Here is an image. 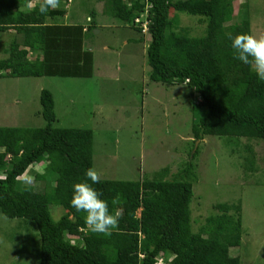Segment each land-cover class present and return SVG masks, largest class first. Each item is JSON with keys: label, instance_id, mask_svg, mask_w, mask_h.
<instances>
[{"label": "trees", "instance_id": "1", "mask_svg": "<svg viewBox=\"0 0 264 264\" xmlns=\"http://www.w3.org/2000/svg\"><path fill=\"white\" fill-rule=\"evenodd\" d=\"M37 0H0V33L14 31L19 38L0 59V74L14 77L59 76L89 78L94 74V55L85 36L96 26L58 24L65 17L61 6L38 12ZM66 3L70 0H64ZM126 27L150 37L147 47L148 78L165 86L187 85L193 90V147L207 136L226 138L244 156V174L258 172L253 141L264 142V81L250 66L234 59L228 33H251L249 0L235 16L238 0H97ZM172 11L201 18L205 32L193 37L173 25ZM147 15L143 19V14ZM228 17L232 21L228 22ZM146 24V25H145ZM131 41V40H130ZM137 42H145L144 37ZM33 50L34 59H29ZM194 97L199 99L196 103ZM40 128L0 126V214L8 219L29 221L40 238L39 264H242L230 250L242 244V207L216 204L199 232H194L191 203L192 173L187 163L175 179L111 181L100 179L92 186L114 211L111 200L119 194L123 216L111 233L90 232L85 213L70 205L72 185L85 179L94 167V132L60 128L53 94L43 90ZM240 152V153H241ZM199 149L192 153V159ZM42 165L35 181L38 191L22 179L33 166ZM169 168L159 175H165ZM90 182V181H89ZM64 214L55 221L52 207ZM140 214L138 215V213Z\"/></svg>", "mask_w": 264, "mask_h": 264}, {"label": "rangeland", "instance_id": "2", "mask_svg": "<svg viewBox=\"0 0 264 264\" xmlns=\"http://www.w3.org/2000/svg\"><path fill=\"white\" fill-rule=\"evenodd\" d=\"M248 4L251 33L264 34V0H249ZM245 5L246 0L234 2L235 16ZM61 6L67 14L57 19L58 24L88 25L89 16L96 14V26L85 36V45L94 55L93 76L14 77L1 73L0 126L44 127L40 97L48 90L55 102L56 126L94 132V168L101 179L128 182L164 176L173 180L187 163L193 164L194 232H199L214 205L241 203L242 244L230 254L239 257L242 264H264V142L253 141L260 170L249 174L241 167L248 156L240 151L246 141L238 147L239 153H232L234 147L226 138L214 136L193 147V90L187 85L168 87L150 81L146 54L149 34L121 24L97 0H60ZM171 15L176 28L189 30L193 37L204 34L206 25L201 18L174 11ZM146 17L143 14L142 18ZM142 37L145 42H137ZM18 38L14 31L0 33V59ZM29 52V59H34L33 50ZM197 149L199 155L192 159L191 151ZM167 168V174H158ZM36 172H42V165L33 166L22 180L28 183L34 178L31 184L42 192L46 184L35 181ZM51 210L55 221L64 214L61 207ZM36 234L29 221L0 214V264H39L40 238ZM158 264L167 263L160 260Z\"/></svg>", "mask_w": 264, "mask_h": 264}, {"label": "clouds", "instance_id": "3", "mask_svg": "<svg viewBox=\"0 0 264 264\" xmlns=\"http://www.w3.org/2000/svg\"><path fill=\"white\" fill-rule=\"evenodd\" d=\"M60 6V0H41L38 6L40 15H46L49 9ZM143 33H148L145 28ZM234 49V59L251 67L259 80L264 81V34L232 33L226 34ZM85 179L74 182L70 205L77 212L85 213V224L90 232L105 234L118 229L123 212L118 206L121 204L117 194L111 200L114 211H110L109 204L101 199L102 193L92 185L100 182V174L94 167L85 171ZM90 181V182H89ZM34 182V178L27 181Z\"/></svg>", "mask_w": 264, "mask_h": 264}, {"label": "crops", "instance_id": "4", "mask_svg": "<svg viewBox=\"0 0 264 264\" xmlns=\"http://www.w3.org/2000/svg\"><path fill=\"white\" fill-rule=\"evenodd\" d=\"M35 2V1H34ZM34 2L30 5V6H32V5H36V4H34Z\"/></svg>", "mask_w": 264, "mask_h": 264}, {"label": "water", "instance_id": "5", "mask_svg": "<svg viewBox=\"0 0 264 264\" xmlns=\"http://www.w3.org/2000/svg\"><path fill=\"white\" fill-rule=\"evenodd\" d=\"M196 147H197V145H196Z\"/></svg>", "mask_w": 264, "mask_h": 264}]
</instances>
